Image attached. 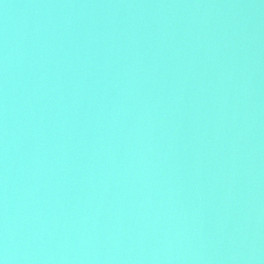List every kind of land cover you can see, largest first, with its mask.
Returning <instances> with one entry per match:
<instances>
[{
    "label": "water",
    "instance_id": "1",
    "mask_svg": "<svg viewBox=\"0 0 264 264\" xmlns=\"http://www.w3.org/2000/svg\"><path fill=\"white\" fill-rule=\"evenodd\" d=\"M3 264H264V0H0Z\"/></svg>",
    "mask_w": 264,
    "mask_h": 264
},
{
    "label": "clouds",
    "instance_id": "2",
    "mask_svg": "<svg viewBox=\"0 0 264 264\" xmlns=\"http://www.w3.org/2000/svg\"><path fill=\"white\" fill-rule=\"evenodd\" d=\"M0 264H3V262H2V261H0Z\"/></svg>",
    "mask_w": 264,
    "mask_h": 264
}]
</instances>
